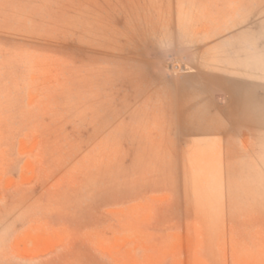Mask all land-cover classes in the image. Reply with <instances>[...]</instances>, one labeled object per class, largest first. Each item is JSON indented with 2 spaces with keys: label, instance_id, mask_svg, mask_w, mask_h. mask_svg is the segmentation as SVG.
<instances>
[{
  "label": "rangeland",
  "instance_id": "obj_1",
  "mask_svg": "<svg viewBox=\"0 0 264 264\" xmlns=\"http://www.w3.org/2000/svg\"><path fill=\"white\" fill-rule=\"evenodd\" d=\"M0 264H264V0H0Z\"/></svg>",
  "mask_w": 264,
  "mask_h": 264
}]
</instances>
